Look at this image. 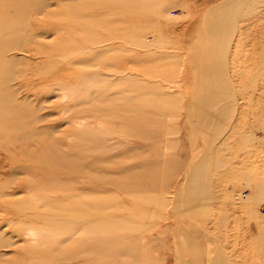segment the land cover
I'll return each mask as SVG.
<instances>
[{"label":"rangeland","instance_id":"obj_1","mask_svg":"<svg viewBox=\"0 0 264 264\" xmlns=\"http://www.w3.org/2000/svg\"><path fill=\"white\" fill-rule=\"evenodd\" d=\"M60 258L264 264V0H0V264Z\"/></svg>","mask_w":264,"mask_h":264},{"label":"bare ground","instance_id":"obj_2","mask_svg":"<svg viewBox=\"0 0 264 264\" xmlns=\"http://www.w3.org/2000/svg\"><path fill=\"white\" fill-rule=\"evenodd\" d=\"M84 216V215H83ZM101 217V216H100ZM79 256V255H78ZM60 260V261H71V260H74L72 258H60V259H45L44 260V263H51V264H57V261ZM76 260H79V259H76ZM81 260V259H80ZM43 264V263H42Z\"/></svg>","mask_w":264,"mask_h":264}]
</instances>
